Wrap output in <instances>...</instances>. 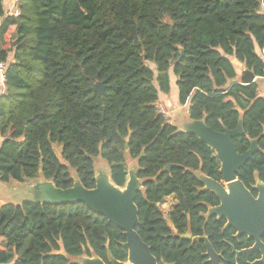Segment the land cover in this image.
Masks as SVG:
<instances>
[{"label":"trees","instance_id":"1","mask_svg":"<svg viewBox=\"0 0 264 264\" xmlns=\"http://www.w3.org/2000/svg\"><path fill=\"white\" fill-rule=\"evenodd\" d=\"M17 9L8 14L0 0V181L42 177L65 189L74 171L91 189L99 156L124 187L129 157L140 185L135 231L157 264H211L201 237L221 264H264L248 250L252 238L209 213L220 201L200 176L222 182L214 150L157 107L171 67L189 119L216 132L241 120L236 152L253 140L257 150L237 177L255 195L252 186L264 183V97L256 81H237L233 60L264 77V0H17ZM0 238V264L127 259L123 230L83 202L2 203Z\"/></svg>","mask_w":264,"mask_h":264},{"label":"water","instance_id":"2","mask_svg":"<svg viewBox=\"0 0 264 264\" xmlns=\"http://www.w3.org/2000/svg\"><path fill=\"white\" fill-rule=\"evenodd\" d=\"M255 77L251 71L246 70L245 74L240 77V83L254 82ZM93 90L99 95L104 92L100 82L93 84ZM181 130L196 135L210 148L217 151L216 154L221 163L220 172L229 190L226 192L218 182L206 176H200L205 188L214 191L220 199V205L210 208L209 213L226 217L227 225L237 229L236 236L245 233L252 237L254 245L248 250L259 249L262 253L260 261L264 263V243L261 241V236L264 234V191L254 198L236 177L239 168L257 149L256 141H251L250 148L245 153L236 152L231 137L242 132L241 120L234 130L225 129L223 132H216L209 128L203 119H189L181 125ZM169 167L170 165L165 169L168 170ZM135 170L136 163L133 171L128 172L124 187H119L111 181L109 168L107 176H98L95 173V187L91 189L85 188L77 177L76 180L73 178V185L65 189L57 188L50 180L44 179L36 183L34 187H28L34 193L32 198L25 200L53 204L83 202L88 208L104 215L108 221L119 226L126 237L123 243L127 250L126 261L110 258L109 264H157L150 247L135 231L138 217L134 195L140 187ZM180 237L191 238V234H181ZM196 239L205 241L209 262L220 264L219 255L214 252L206 238ZM79 263L106 264L96 256H86Z\"/></svg>","mask_w":264,"mask_h":264},{"label":"rangeland","instance_id":"3","mask_svg":"<svg viewBox=\"0 0 264 264\" xmlns=\"http://www.w3.org/2000/svg\"><path fill=\"white\" fill-rule=\"evenodd\" d=\"M5 3L7 5L8 12H10V14H13L12 10H14L17 4V0H6ZM233 63L235 64V67H238L237 69L239 70L240 65H242V63L236 60ZM147 64L148 66L154 69L153 63L148 62ZM168 75H169V92L163 93L159 91L157 107L160 111H163L164 115L168 118L171 124L181 127V125L185 121L189 120L187 118L188 117L187 105H180L178 102V99H177L178 90H177V85L175 82L176 77L173 74L171 67L168 70ZM258 87H259V93L264 95V78L258 82ZM53 147H54L55 153L58 156H60L59 154L61 150L60 146L57 144H54ZM94 161H95L96 175L107 176L108 175L107 163L99 156L96 157ZM135 163H136L135 160L130 159L129 157L126 158V165H127L128 172L133 171L135 167ZM71 172H72V176L74 180H76L74 171H71ZM25 181H29V180H25ZM7 183L0 181V204L1 202L18 203V202H21L22 200L32 198L33 192L27 189L29 187L27 184H25V186L24 185L15 186L16 184H14V182H9V183H13V185L7 184ZM26 185L28 187H26ZM222 187H225V185L223 184ZM263 191H264L263 188H261V192ZM172 202H173V198L171 197L166 198V201L161 205V209L163 210L164 213L169 210ZM3 248H4V242L0 238V249H3ZM85 257H86L85 255H82V256L75 258V260L80 262Z\"/></svg>","mask_w":264,"mask_h":264},{"label":"crops","instance_id":"4","mask_svg":"<svg viewBox=\"0 0 264 264\" xmlns=\"http://www.w3.org/2000/svg\"><path fill=\"white\" fill-rule=\"evenodd\" d=\"M6 0H3V5H4V9H5V11L9 14L10 12H8V10H7V5H6ZM17 10V4H16V6H15V8H14V10H12V12H14V11H16ZM18 11V10H17ZM233 62H235V60L233 61ZM235 65V64H234ZM236 68V72H237V77H236V79H237V81L238 82H240V77L242 76V75H244L245 74V71L247 70L244 66H243V64L242 65H240V68H239V70L237 69L238 67H235ZM259 80H260V78L259 77H255L254 78V81H256V82H259ZM0 94H2V87H1V84H0ZM188 119H189V117H187ZM176 126V125H175ZM179 130H181V127H178V126H176ZM31 180V181H30ZM29 181H24V182H14V181H11V182H14V184H16L15 186H19V185H24L25 186V184H27L28 186H32V187H34V185L36 184V183H39V182H41V181H44V178H42V177H37V178H35V179H30ZM7 184H12L13 185V183H7ZM26 185V187H28ZM28 189V188H27ZM29 191H32V190H30V189H28ZM34 193V192H33ZM2 203H5V202H1V204Z\"/></svg>","mask_w":264,"mask_h":264},{"label":"flooded vegetation","instance_id":"5","mask_svg":"<svg viewBox=\"0 0 264 264\" xmlns=\"http://www.w3.org/2000/svg\"><path fill=\"white\" fill-rule=\"evenodd\" d=\"M260 78V80L261 79H263L264 77H259ZM259 80V81H260ZM257 84H258V82H257ZM258 93H259V87H258ZM259 95L260 96H263L264 97V95H262V94H260L259 93ZM212 149V148H211ZM214 150V149H213ZM257 150V149H256ZM255 150V151H256ZM214 152H215V155H216V157H217V154H216V150H214ZM218 158V157H217ZM218 161H219V159H218ZM219 163H220V161H219ZM220 168H221V163H220ZM220 171V170H219ZM221 173V172H220ZM238 173V172H237ZM237 173H236V177H237ZM222 174V173H221ZM222 176H223V174H222ZM238 178V177H237ZM239 180V179H238ZM241 182V181H240ZM219 184H221L222 186H223V184L225 185V187H223L224 189H225V191L226 192H228V188H227V184L225 183V181H224V179L222 180V182H218ZM242 183V182H241ZM243 184V183H242ZM243 186L250 192V194L254 197V198H257L259 195H260V193H261V188H263V190H264V183H262V182H260V181H256L255 182V184L252 186V188L256 191V194L254 195L253 193H252V190L251 189H249V188H247L244 184H243ZM212 191V190H211ZM214 192V191H213ZM216 194V193H215ZM172 198V197H171ZM219 201H220V199H219ZM219 205H220V202H219ZM218 217H224V216H218ZM225 219H226V225H227V218L226 217H224ZM231 226V225H230ZM234 227V226H233ZM235 228V227H234ZM236 229V228H235ZM236 233H237V229H236ZM243 234H245V233H241L240 235H243ZM245 235H247V234H245ZM264 235V234H263ZM262 235V236H263ZM249 238H252V237H250L249 235H247ZM262 236H261V241H262ZM252 240H253V242H254V239L252 238ZM253 245H254V243H253ZM252 245V246H253ZM254 250H259V249H254ZM260 251V250H259ZM261 252V251H260ZM261 257H262V253H261ZM261 259V258H260ZM259 259V260H260ZM219 263L221 264V262H220V255H219Z\"/></svg>","mask_w":264,"mask_h":264},{"label":"built area","instance_id":"6","mask_svg":"<svg viewBox=\"0 0 264 264\" xmlns=\"http://www.w3.org/2000/svg\"><path fill=\"white\" fill-rule=\"evenodd\" d=\"M17 10L14 11L13 14H15V15L18 14L19 11H17ZM5 68H6V64L3 63V62H0V84H1V87H2V93L5 90V80H6Z\"/></svg>","mask_w":264,"mask_h":264}]
</instances>
